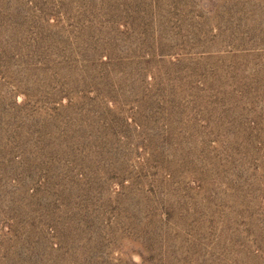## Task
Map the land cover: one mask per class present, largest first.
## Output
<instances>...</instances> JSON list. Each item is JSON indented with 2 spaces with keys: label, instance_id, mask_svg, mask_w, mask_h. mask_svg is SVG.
Here are the masks:
<instances>
[{
  "label": "rangeland",
  "instance_id": "obj_1",
  "mask_svg": "<svg viewBox=\"0 0 264 264\" xmlns=\"http://www.w3.org/2000/svg\"><path fill=\"white\" fill-rule=\"evenodd\" d=\"M0 264H264V0H0Z\"/></svg>",
  "mask_w": 264,
  "mask_h": 264
}]
</instances>
